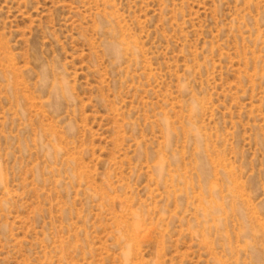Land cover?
<instances>
[{"label":"rangeland","instance_id":"obj_1","mask_svg":"<svg viewBox=\"0 0 264 264\" xmlns=\"http://www.w3.org/2000/svg\"><path fill=\"white\" fill-rule=\"evenodd\" d=\"M0 264H264V0H0Z\"/></svg>","mask_w":264,"mask_h":264}]
</instances>
